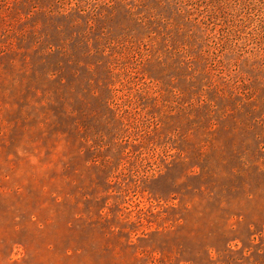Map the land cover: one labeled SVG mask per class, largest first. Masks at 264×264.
I'll return each mask as SVG.
<instances>
[{"label":"rangeland","instance_id":"1","mask_svg":"<svg viewBox=\"0 0 264 264\" xmlns=\"http://www.w3.org/2000/svg\"><path fill=\"white\" fill-rule=\"evenodd\" d=\"M0 264H264V0H0Z\"/></svg>","mask_w":264,"mask_h":264}]
</instances>
